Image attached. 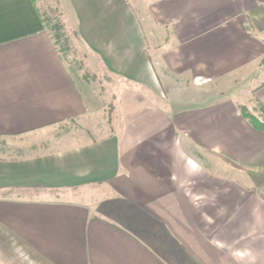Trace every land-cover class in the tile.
<instances>
[{
    "label": "crops",
    "instance_id": "0c3cea01",
    "mask_svg": "<svg viewBox=\"0 0 264 264\" xmlns=\"http://www.w3.org/2000/svg\"><path fill=\"white\" fill-rule=\"evenodd\" d=\"M65 3L123 85L100 94L35 0H0V264H264V132L240 107L264 0Z\"/></svg>",
    "mask_w": 264,
    "mask_h": 264
},
{
    "label": "rangeland",
    "instance_id": "374dc122",
    "mask_svg": "<svg viewBox=\"0 0 264 264\" xmlns=\"http://www.w3.org/2000/svg\"><path fill=\"white\" fill-rule=\"evenodd\" d=\"M35 2L41 12V15L46 20V27L48 31L56 41L67 64L74 69H77L78 74H80L83 79L90 86L94 87L100 94L106 93L114 96L118 92V89L122 87L123 82L99 68L98 65L95 72L93 71V68H90L91 66H89V62L85 57L86 52L81 46L73 26L67 19L65 0H35ZM92 66L94 68L96 67L94 64H92ZM263 79L264 75L254 77L248 83L250 89H248V91L240 92L242 94L241 97L244 104L240 107L249 114L262 117L261 119L264 118V112L261 110V105L259 103H255L251 99V94H253V87L257 86V84H259V82ZM84 193L91 196L96 193L99 194L100 189L96 186H88L74 191L75 195ZM91 198H93V196H91Z\"/></svg>",
    "mask_w": 264,
    "mask_h": 264
},
{
    "label": "trees",
    "instance_id": "16d2710c",
    "mask_svg": "<svg viewBox=\"0 0 264 264\" xmlns=\"http://www.w3.org/2000/svg\"><path fill=\"white\" fill-rule=\"evenodd\" d=\"M45 24L46 20L43 18ZM76 34V33H75ZM56 42V41H55ZM241 114L243 115V117H245L248 122L252 125V127L260 132H264V121L260 120L257 116H255L254 114H249L246 111H244L243 108H241ZM261 110L264 112V108L261 106Z\"/></svg>",
    "mask_w": 264,
    "mask_h": 264
}]
</instances>
